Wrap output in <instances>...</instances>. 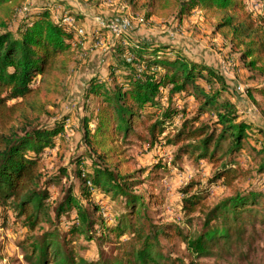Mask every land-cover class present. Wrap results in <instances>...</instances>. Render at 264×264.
I'll use <instances>...</instances> for the list:
<instances>
[{"label": "trees", "instance_id": "obj_1", "mask_svg": "<svg viewBox=\"0 0 264 264\" xmlns=\"http://www.w3.org/2000/svg\"><path fill=\"white\" fill-rule=\"evenodd\" d=\"M128 1L136 4L144 0ZM146 1L151 10L147 17L156 14L178 21L199 11L205 24L239 53L244 66L264 81V18H254L245 0ZM38 10H28L26 0H0V204L8 207L11 217L22 221L29 233L42 231L33 237L30 252H24L25 262L172 264L163 254L162 238L182 237L197 257L232 256L259 242L264 237V196L257 186L235 191L206 212L205 196L187 192L185 216L203 215L201 231L193 235L185 236L177 226H158L149 220V206L136 192L139 180L134 179L139 171H132L127 152L132 139L152 147L180 117L177 134L165 140L180 146L179 157H195L214 167L212 183L233 189L239 178L236 157L261 130L256 132L251 122L239 120L232 103L219 101L220 92L214 93L212 85L216 82L225 90L226 80L215 68L194 60L174 43L133 38L131 28L115 35L117 43L110 52L113 62L107 66V76H94L87 82L82 96L86 113L78 128L83 150L75 152L71 163L77 169L73 177L66 170L56 176L59 183L62 177H72L75 182L62 201L50 202L48 182L56 177L46 179L43 154L56 146L67 118L51 126L42 121L56 108L63 91L76 58L73 39L78 32L56 20L46 5ZM92 37L91 41L97 40L96 34ZM106 80L114 81L113 88ZM261 88L264 94V82ZM177 96L186 102L181 110L176 106ZM93 98H97V106L92 111ZM190 99L199 108L187 117ZM205 113L216 120L202 122ZM250 148L259 159V179L264 178V147ZM86 159L89 170H85ZM93 193L118 200L116 227L106 224L101 206L92 201ZM63 223L70 225L72 235L87 241H93L98 230L118 237L130 231L131 243L122 256L107 258L102 254L100 260L89 261L75 252L72 240H61L59 227ZM44 224H49L50 230L43 231Z\"/></svg>", "mask_w": 264, "mask_h": 264}, {"label": "rangeland", "instance_id": "obj_2", "mask_svg": "<svg viewBox=\"0 0 264 264\" xmlns=\"http://www.w3.org/2000/svg\"><path fill=\"white\" fill-rule=\"evenodd\" d=\"M245 3L248 12H251L254 18L259 20L264 18V0H245ZM41 5H46L56 20H61L62 23L77 30L82 29V36L86 34L84 38L79 34L74 37L75 61L65 80L63 91L57 98L56 108L50 109L42 121V124L51 126L56 120L62 121L67 118L62 137L57 140L54 148L47 149L43 154L45 177L48 181L49 178L62 175L63 170L72 176L77 169L71 163L75 160L73 157L75 152L83 150L79 142L81 137L78 128L81 118L86 113L82 97L84 89L90 78L94 76L105 78L108 74L107 66L113 62L110 52L117 43V37L109 31V24L128 21L131 28L129 33L133 38L174 43L194 60L215 68L226 80L225 90L216 82L212 85L214 93L220 92L219 101L232 103L238 111L239 120L251 122V128L256 132L261 130L256 133V138L250 137L247 140L248 145L236 157L235 167L238 168L239 178L233 189L226 188L221 182L212 183L216 171L214 167L205 161H198L195 157H179L180 146L165 140V138L170 140L177 134L182 122L180 117L174 126H169L165 130L164 135L160 136L152 147L132 139L127 152L132 171H139L134 179L139 180L136 192L144 197L149 206V220L158 226H177L185 236L193 235L201 231L203 215L197 213L191 217L185 216L183 200L187 192L189 196L199 192L201 196H205L203 201L205 212L224 198L233 195L235 191L245 192L253 186H257L264 196V178L259 179L257 174L259 159L250 148L254 146L259 150L264 147V94L261 93L264 81L244 66L239 53L233 52L231 44L217 34L214 28L205 24L199 11H194L177 21L173 17L166 18L156 14L147 17L151 10L146 0L136 4H131L128 0H26L28 10L35 12ZM76 16L81 18L76 19ZM92 34L97 36L93 44ZM119 81L118 79L117 82ZM106 82L113 88L114 81ZM162 92L167 93L166 90ZM175 102L179 110L186 104L182 96H177ZM91 105L93 111L97 106V98L92 99ZM198 108L193 99H190L187 117L196 114ZM215 120L216 117L210 113L201 116V121L205 123H212ZM85 163L88 166L85 170H89L90 162L86 159ZM72 177L71 179L62 177L60 183L57 177L54 181L48 182L52 192L50 202L57 203L65 198L64 192L75 182ZM76 191L74 194L78 192ZM78 198L87 204L83 197ZM92 201L101 206L100 214L106 224L116 227V214L120 211L118 200L113 199L111 195L93 193ZM11 214L8 207L0 204V264H27L24 252H30L33 237L40 236L42 231L29 233L22 221L16 222ZM42 228L43 231L50 230V225L44 224ZM59 234L61 240L64 237L72 240L75 252L89 261L100 260L102 254L107 258H111L112 255L122 256L131 243L130 231L118 237L117 233L111 235L108 231L101 233L98 230L93 235V241H87L84 237L72 235L70 225L66 223L59 227ZM174 236L171 241L163 238L160 241L164 256H169L172 264H264V237L250 248H242L232 256L197 257L187 249L182 237Z\"/></svg>", "mask_w": 264, "mask_h": 264}, {"label": "built area", "instance_id": "obj_3", "mask_svg": "<svg viewBox=\"0 0 264 264\" xmlns=\"http://www.w3.org/2000/svg\"><path fill=\"white\" fill-rule=\"evenodd\" d=\"M108 29L110 32H112L114 35L116 36H120L121 34H123L124 32L128 31L130 29V24L128 21H120V22H115V23H111L108 26ZM78 34L80 36L83 35V30H77ZM98 43V41H97ZM99 44V43H98ZM97 44V45H98Z\"/></svg>", "mask_w": 264, "mask_h": 264}]
</instances>
